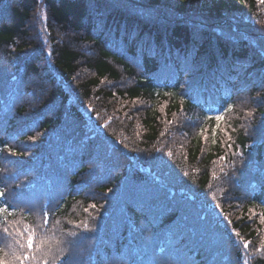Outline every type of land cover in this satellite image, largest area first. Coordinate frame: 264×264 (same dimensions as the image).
<instances>
[{"label": "trees", "instance_id": "1", "mask_svg": "<svg viewBox=\"0 0 264 264\" xmlns=\"http://www.w3.org/2000/svg\"><path fill=\"white\" fill-rule=\"evenodd\" d=\"M0 192L57 264H264V0H0Z\"/></svg>", "mask_w": 264, "mask_h": 264}, {"label": "clouds", "instance_id": "2", "mask_svg": "<svg viewBox=\"0 0 264 264\" xmlns=\"http://www.w3.org/2000/svg\"><path fill=\"white\" fill-rule=\"evenodd\" d=\"M32 219L35 223H29L25 226L27 234L23 236V239L13 237L12 241L0 245V258L7 261L8 264H21L23 256L27 253L31 259L23 260V264H57L63 255L70 253V242L66 241L63 236L51 234L50 229L47 232L43 231L38 213H33ZM17 222L10 221L9 223L14 226ZM84 227L94 229L95 225L85 223ZM4 230L7 231V229Z\"/></svg>", "mask_w": 264, "mask_h": 264}, {"label": "rangeland", "instance_id": "3", "mask_svg": "<svg viewBox=\"0 0 264 264\" xmlns=\"http://www.w3.org/2000/svg\"><path fill=\"white\" fill-rule=\"evenodd\" d=\"M82 109H83L86 113H90L88 107H85V106H84V108H82Z\"/></svg>", "mask_w": 264, "mask_h": 264}, {"label": "snow or ice", "instance_id": "4", "mask_svg": "<svg viewBox=\"0 0 264 264\" xmlns=\"http://www.w3.org/2000/svg\"><path fill=\"white\" fill-rule=\"evenodd\" d=\"M217 119H219V117H217ZM0 195H3V193H2V192H0ZM245 246H247V245H245Z\"/></svg>", "mask_w": 264, "mask_h": 264}]
</instances>
